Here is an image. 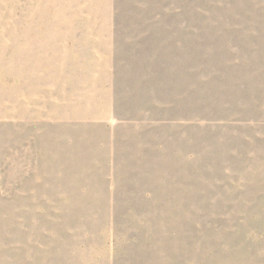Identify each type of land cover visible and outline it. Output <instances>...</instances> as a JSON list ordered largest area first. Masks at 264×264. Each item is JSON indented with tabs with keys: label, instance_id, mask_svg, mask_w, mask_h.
<instances>
[{
	"label": "rangeland",
	"instance_id": "obj_1",
	"mask_svg": "<svg viewBox=\"0 0 264 264\" xmlns=\"http://www.w3.org/2000/svg\"><path fill=\"white\" fill-rule=\"evenodd\" d=\"M158 62L175 135L110 163L101 74ZM0 264H264V0H0Z\"/></svg>",
	"mask_w": 264,
	"mask_h": 264
},
{
	"label": "crops",
	"instance_id": "obj_2",
	"mask_svg": "<svg viewBox=\"0 0 264 264\" xmlns=\"http://www.w3.org/2000/svg\"><path fill=\"white\" fill-rule=\"evenodd\" d=\"M110 62L114 67V61L110 60ZM166 67H168L166 64L158 62L152 71L149 68L146 70L143 66L142 70L129 69L123 73H115L112 68L108 74H101L103 76L102 85L97 89L95 96L102 99V110H105L103 114L111 111V116L115 119L113 124L100 125L103 126V130H106L104 137L107 140L106 145L110 146L111 157L108 158L110 163L116 161L115 145L121 143L131 145L133 136L138 140L142 139V145L152 146L153 142H150V136L155 135L154 137L158 141L155 144L158 149L159 146L167 145L168 147L169 139H173L175 135L174 125L176 124L172 116L175 112V84L173 82L175 77L172 72L170 73V67L167 69ZM101 93L104 94L100 95ZM118 104L121 106L120 112L118 111ZM135 107L140 108L135 115L138 118L130 120L132 116H126V114ZM123 109L124 115L121 113ZM161 111L167 112L169 116L166 117ZM114 113H118L120 117H116ZM134 129L136 132L138 129H144L147 132L133 134ZM122 135L124 140H128L130 143L120 142ZM137 142L135 143L137 144ZM115 177L117 175L114 173L110 174V178L114 179ZM128 178L130 179V177ZM140 179H142L143 184H148L146 182L150 179L160 180L161 175L158 177L144 175ZM116 184L113 181V185ZM151 184L152 182L149 185Z\"/></svg>",
	"mask_w": 264,
	"mask_h": 264
},
{
	"label": "trees",
	"instance_id": "obj_3",
	"mask_svg": "<svg viewBox=\"0 0 264 264\" xmlns=\"http://www.w3.org/2000/svg\"><path fill=\"white\" fill-rule=\"evenodd\" d=\"M207 1H211V0H207Z\"/></svg>",
	"mask_w": 264,
	"mask_h": 264
}]
</instances>
